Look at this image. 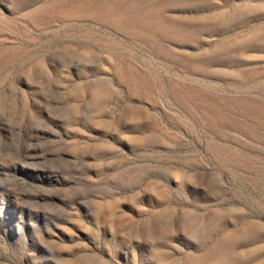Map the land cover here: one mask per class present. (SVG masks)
<instances>
[{
    "label": "rangeland",
    "instance_id": "rangeland-1",
    "mask_svg": "<svg viewBox=\"0 0 264 264\" xmlns=\"http://www.w3.org/2000/svg\"><path fill=\"white\" fill-rule=\"evenodd\" d=\"M0 264H264V0H0Z\"/></svg>",
    "mask_w": 264,
    "mask_h": 264
}]
</instances>
